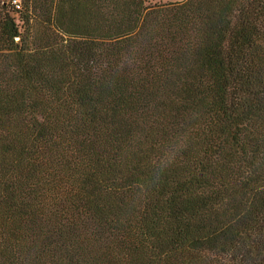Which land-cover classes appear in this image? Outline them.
Returning <instances> with one entry per match:
<instances>
[{"label": "trees", "instance_id": "obj_1", "mask_svg": "<svg viewBox=\"0 0 264 264\" xmlns=\"http://www.w3.org/2000/svg\"><path fill=\"white\" fill-rule=\"evenodd\" d=\"M0 0V264H264V0Z\"/></svg>", "mask_w": 264, "mask_h": 264}, {"label": "rangeland", "instance_id": "obj_2", "mask_svg": "<svg viewBox=\"0 0 264 264\" xmlns=\"http://www.w3.org/2000/svg\"><path fill=\"white\" fill-rule=\"evenodd\" d=\"M19 0H17L18 2ZM151 4H158V3H168V2H178L182 0H148ZM20 2V1H19Z\"/></svg>", "mask_w": 264, "mask_h": 264}, {"label": "built area", "instance_id": "obj_3", "mask_svg": "<svg viewBox=\"0 0 264 264\" xmlns=\"http://www.w3.org/2000/svg\"><path fill=\"white\" fill-rule=\"evenodd\" d=\"M12 3L15 6L16 9L19 8L17 0H13Z\"/></svg>", "mask_w": 264, "mask_h": 264}]
</instances>
